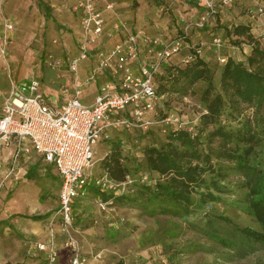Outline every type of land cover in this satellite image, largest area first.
I'll list each match as a JSON object with an SVG mask.
<instances>
[{"label":"rangeland","instance_id":"374dc122","mask_svg":"<svg viewBox=\"0 0 264 264\" xmlns=\"http://www.w3.org/2000/svg\"><path fill=\"white\" fill-rule=\"evenodd\" d=\"M41 1L48 14L39 0H0V101L17 79L43 80V69L50 67L59 87V78L85 74L84 63L93 58L80 59L76 75L69 68L68 60L78 55L83 39V11L77 0ZM218 3L211 13L200 0H96L107 28L94 42L85 40L90 47L112 43L122 34L117 24L167 37L177 35L183 21H200L206 15L208 20L215 14L216 33L228 41L217 49L210 44L204 54L213 82L210 75L173 76V66L167 64L165 72L154 77L164 97L152 121L111 123L92 145L94 173L111 179L101 158L114 143L120 145L128 172L116 185L101 188L102 194L89 189L74 201L70 234L86 264H264V242L238 229L246 224L263 228L264 221V0ZM204 33L211 40L212 33ZM189 37L193 42L202 39L195 23ZM230 53L241 63L237 70L222 73ZM254 53L258 60L250 62ZM92 71L90 64L88 73ZM95 92L97 88L88 85L79 98L89 104ZM175 128L188 129L194 144L171 138ZM151 146L173 157L162 171L149 163ZM15 166L0 176V264H48L46 250L37 243L50 233L57 250L53 264H68L67 233L56 213L57 181L38 168L29 179L11 180ZM173 178L189 184L193 203L188 211H154L148 199L151 190L157 181ZM122 193L143 200H119L116 195ZM36 213L46 216H25Z\"/></svg>","mask_w":264,"mask_h":264},{"label":"built area","instance_id":"2783aa9c","mask_svg":"<svg viewBox=\"0 0 264 264\" xmlns=\"http://www.w3.org/2000/svg\"><path fill=\"white\" fill-rule=\"evenodd\" d=\"M203 1L210 9L216 6V0ZM230 1L222 0L223 3ZM77 5L83 11V39L78 55L68 60L69 68L76 75L78 61L92 56L96 68L114 67L122 72L121 80L118 82L111 78L103 81L94 100L84 104L79 98L83 82L75 77L74 96L68 97L58 108H52L42 102L43 97L38 90L39 79L31 78L12 84L0 106V146L12 135L19 140L10 167L13 169L18 163L17 157L21 151L28 153L32 148L52 162L60 176L56 213L61 228L67 233L65 244L70 248L68 264H86L85 257L70 234V226L75 219L73 199L85 194L89 181L102 188L117 184L106 175H93L95 152L92 145L106 135V127L111 123L148 125L152 121L157 105L164 97L154 82L155 73L184 45L190 27V23H187L183 34L165 38L127 24H122V27L117 24L115 29L121 30L123 38L109 47H90L85 40L92 43L101 35L104 17L96 0H77ZM260 9L264 10L262 7ZM213 43L220 47L223 40L215 36ZM201 50L200 45L193 47L184 55L183 61H192ZM225 58L221 57V60ZM94 74L95 69L87 79L93 78ZM23 138L28 143L23 144ZM37 245L46 250L48 264H53L57 257L53 233Z\"/></svg>","mask_w":264,"mask_h":264},{"label":"trees","instance_id":"16d2710c","mask_svg":"<svg viewBox=\"0 0 264 264\" xmlns=\"http://www.w3.org/2000/svg\"><path fill=\"white\" fill-rule=\"evenodd\" d=\"M218 4L219 3L217 0L216 6ZM216 6L214 9H210L209 7H207L205 5L206 10L208 12L210 11L211 13H214L217 11ZM43 7L45 9V13L48 14L46 11V7L44 5H43ZM215 15H213L212 18L211 17L208 18V20H206V16H207L206 15L205 18L200 17V21L199 20L183 21L181 27H179L180 32H179V28H178V34L177 35H173V34L170 35L169 34V36L165 37V38H170V37L180 36L184 32L185 25L187 23H190L189 33L186 37V41H185L184 45L178 51L173 53L169 57L167 62L162 64L160 70L155 73L156 79H157L159 74H163L165 72L167 64L173 66L171 68L174 70V71H171V74L173 76H178V77L183 76V77H193V78H207V77L210 78L209 75L211 76V72H210L211 70L209 69L210 67L208 65L209 64L208 60L204 56V50H205L204 43L205 42H200V41L193 42V41H191V38L189 36H190L191 29L194 26V23L196 24V28H200V29L206 28L207 32L214 30L215 29L214 25L218 23L217 20L216 21L213 20V19H216ZM219 15H220V13H219ZM208 24H210V25L208 26ZM134 29H137V28H134ZM234 32H236V31H234ZM215 36H220L219 33H216V30H215V33H212L211 40H209V41H211L214 48L217 49V46L213 43V38ZM224 39L225 38L223 36L222 37V40H223L222 46L225 45ZM191 45H193V46L190 48ZM197 45H200L202 48L200 54L195 56V58L192 61L185 63L183 61L184 55L187 52H189L190 50H193V47H196ZM173 57L174 58L176 57L177 60L173 61L174 60ZM229 57L230 58L222 65V69H221L222 73H224V72L227 73L230 69L237 70L239 63H241L240 60L235 59L233 56L230 55ZM256 60H258V57H257L256 53H254L250 57V62H254ZM182 64H184V66H182ZM250 74H253V71H250ZM212 77L213 76H211L210 82H213ZM212 84L214 85V83H212ZM157 86L159 87V83L157 84ZM237 90L239 93L241 92V94L244 95L243 94L244 90H241L239 87H237ZM247 100H249V99H247ZM170 137L171 138L184 139L191 144L192 143L194 144L193 139H195L194 137H192L190 135L189 130L184 129V128L173 129V131L170 133ZM149 151H150L149 163H150L151 167L156 169V170L162 171L165 168L164 166L166 164L173 162V157L168 152L158 149V147L151 146V147H149ZM101 165L105 169V173L107 175H109V177H111V179H113L114 181H120V180H124L126 178L128 171H127L126 166L122 162L119 144L114 143L112 145L111 151L107 152L101 158ZM94 172L95 171L93 169V175L94 176L103 175V174H96ZM101 188L102 187L99 184H96L92 181H89V183H87V185H86V192H88V190L90 189L93 192H96L98 194H102L103 192L100 191ZM77 197H75L73 199L74 211H75L74 201ZM116 197H118V199L122 200V201L127 199V198H132L133 200H138L139 198H141V197H138V195L132 196L129 193H122V194L116 195ZM141 199L143 200V198H141ZM148 199H149V203L153 206L152 209L154 211H159L161 213H163V212L174 213V212H178V211H188L189 205L192 204L194 201L193 196L191 195V192L189 190V184L186 183L184 180H177L175 178H173L172 180H166V181L159 180V181H157L155 184V187L151 190V193H150ZM260 212H262V214L264 216V204L261 205ZM43 216H45V214H43V215L42 214L31 215V217L35 218V219L41 218ZM221 216H223V218L226 219L227 221H232V218L229 215L221 214ZM238 229L242 233H244L245 235L252 237L253 239H255L257 241L264 242V221H263V228H257V227H253L251 225L246 224V225H238ZM222 240H225V238H222Z\"/></svg>","mask_w":264,"mask_h":264},{"label":"crops","instance_id":"0c3cea01","mask_svg":"<svg viewBox=\"0 0 264 264\" xmlns=\"http://www.w3.org/2000/svg\"><path fill=\"white\" fill-rule=\"evenodd\" d=\"M39 2L41 3L42 8L44 9L43 5L45 7H46V5L41 0H39ZM200 4L204 5V1L200 0ZM202 8L204 11L206 10L205 5ZM106 28H107V23H104L103 30H102L101 34L104 31H106ZM215 30L216 29H214L212 31L209 30V31H210V33H215ZM204 32L205 31H202V29H200V37H202L200 42H205L204 47L206 50L204 51L205 52L204 54H206L210 50L211 41H208L207 39H205L207 37V35H206V37H204L205 36ZM206 32H207V30H206ZM121 38H123V33L122 34L118 33L117 37L114 38V41L112 43H109V44H107L105 46L103 45V46L104 47L112 46L116 41L120 40ZM221 38H222V36H221ZM224 38H225L224 44L226 45L228 38L227 39H226V37H224ZM78 40H79V38H78ZM102 40H105V38L103 37ZM197 41H199V40L197 39ZM96 44H92V47H97V46L99 47V45H96ZM228 55L230 56L231 53ZM89 62H90L89 64L84 63V73L86 75L85 74L79 75V73L77 75V79H80V81L83 82L82 89L87 87L88 85H92V86H95L97 88V91H98L99 85L107 79L114 78L118 82L121 80L122 72L117 71L114 67L113 68H107V69L96 68L95 67L96 63H95L94 58L89 60ZM90 64H91L92 70L95 69V74H94L93 78L87 79L88 75L90 74V73H88L89 69H90ZM47 69L48 70H46L45 68L43 69V73H42L43 80L41 78H39L40 84L38 86V90L43 97V100H42L43 104H45L49 107H52V108H58L68 97L74 96L75 93H74L73 82L75 80L74 79L75 76H73V75L71 76V73H69V75H68L69 77L59 78L57 83H59L60 85L58 87V85H56V80H54V78H53L55 72H53V70H51L50 67H48ZM29 78L30 77L17 79V81H15V83H20V82L27 80ZM8 88H9L8 91L5 93L6 95L8 94V92L10 90V86ZM96 93L97 92H95V94ZM2 102H3V99H1V101H0V106H1ZM18 141L19 140L17 139L16 135H12L7 142H5V143L2 142V144L0 146V176L3 173L5 174L7 172V168L11 164L14 153L18 147ZM21 141L24 144L27 142V139L23 138ZM17 159H18V163L15 166V169H16L15 175L9 174L8 178H10L12 180L14 178V176H18L19 178L24 177L26 179H29L32 177V171L38 168L41 170H45L47 175L55 178V180L57 181V186H58L57 192H58V188L60 185V176H59V174H58V172H57V170H56V168L52 162L45 160L41 154H39L38 152H36L32 148L30 149V151L28 153L21 151L19 153ZM56 206H58V197H57V205ZM36 214H42L43 215L44 213H36ZM31 215H33V214H31ZM31 215H25V216L30 217ZM75 215H76V212H75ZM45 216H43L41 218H44ZM41 218H38V219H41ZM32 219H35V218H32Z\"/></svg>","mask_w":264,"mask_h":264}]
</instances>
